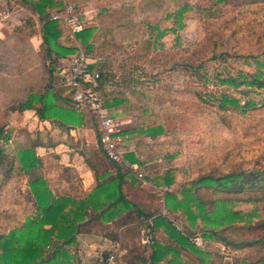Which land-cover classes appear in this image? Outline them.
I'll return each mask as SVG.
<instances>
[{
	"label": "trees",
	"instance_id": "obj_1",
	"mask_svg": "<svg viewBox=\"0 0 264 264\" xmlns=\"http://www.w3.org/2000/svg\"><path fill=\"white\" fill-rule=\"evenodd\" d=\"M72 1L78 10L86 2ZM230 1L236 0H216V3ZM20 2L22 6L36 13L42 23L40 52L43 55L40 62L48 77L41 89L35 90L31 86L26 97L12 105L10 110H33L40 119L51 120L62 128L80 124L83 120L82 111L74 109L70 103V108L66 107L65 92L56 88L53 73L52 63L55 58L70 57L80 50L75 44L62 43V37L68 38L69 31L63 20L52 19L53 13L63 10L64 2ZM106 3L114 5V0H106ZM154 4L161 5L160 0L145 1V5ZM186 10L187 4L177 9L176 16H182ZM132 12L133 8L127 5L109 9L104 7L96 16L98 26L82 29L76 33L75 38L82 46H86L87 51L90 48L104 47L109 39L113 46L114 30L129 29L128 22ZM35 24V19L28 17L14 29L24 32L29 38L35 34ZM104 36L109 38L104 39ZM100 38L103 41L97 45ZM228 40L225 42L222 38L212 39L211 54L207 59L198 58L192 61L189 57L180 64L193 70L200 80L208 83L209 65L211 62H220L229 67V70H225V76L219 71L215 73L214 77L220 84L264 89V48L258 53H241L237 49L224 48ZM32 51L36 53V50ZM105 60L92 66L100 72L95 88L101 92L107 107L116 115L119 107L129 100L125 91L116 95L114 89H106L109 82H113L112 85L115 83L113 74L107 68L108 61ZM138 82L140 83L130 78L117 85L133 86V91H136L135 84ZM200 99L204 103L216 104L222 110L233 108L247 112L257 107V103L247 101L242 104L237 97L228 94L220 97L211 94V98L200 95ZM138 122L142 127L137 131L148 137L155 138L164 131L162 125L152 126L147 121ZM4 131L5 127H0V139L4 137ZM9 136L10 134L5 136L6 141ZM96 137L99 142L97 129ZM44 138L39 132L31 142L14 152L8 150L4 144L0 145V200L6 196L9 201V207L0 209V227L3 226L0 232V264H87L77 257L80 244L78 235L100 236L110 240L115 246H123L124 230L134 221L147 225L151 241L150 251L147 254L145 248L138 252L136 248L125 245L123 247L126 251L120 257L116 256L121 264H161L165 260L167 264H264L263 162L259 161L247 169L237 166L225 172L211 170L183 183L175 191L169 189L176 182L174 170L168 169L162 175L152 172L145 178L142 169L148 165V159L141 160L136 153L130 151L124 154L129 161L128 165L125 162L112 161L102 152L100 154L85 146L80 153L95 174V185L91 191L86 192L79 174L72 167H61L57 180L46 177L43 170L44 159L36 152L37 146L45 144ZM132 165L137 166L131 169ZM136 171L141 174V180L145 179L165 190V208L170 214L176 218L181 213L188 216L190 226L185 231L177 229L173 221L162 213L156 216L146 213L128 198L123 191V185L136 182ZM25 177L27 187L23 191L21 184ZM11 182H14L12 188L9 187ZM204 188L231 195L222 198L213 194L211 198L205 199L199 193ZM12 191L15 192L14 195ZM237 202L254 203L256 207L245 214L230 206ZM259 210H262V215L258 213ZM150 218L152 223H149ZM201 221L204 223L203 227L198 226ZM162 227L170 242L161 243L156 239V231ZM197 234L205 239L221 242L228 249L237 252L247 249V252L241 257L226 253V249L221 251L199 246L192 240ZM189 253L192 254L191 259L186 256ZM110 257L109 253L100 260L96 259L95 264H108Z\"/></svg>",
	"mask_w": 264,
	"mask_h": 264
},
{
	"label": "rangeland",
	"instance_id": "obj_2",
	"mask_svg": "<svg viewBox=\"0 0 264 264\" xmlns=\"http://www.w3.org/2000/svg\"><path fill=\"white\" fill-rule=\"evenodd\" d=\"M62 1L74 4L72 0ZM145 1L114 0V5H108L106 0H94L90 9L91 17H96L104 7L109 9L127 5L133 8L129 29L114 30L113 46L109 39L104 47L88 50L96 62L108 61L107 68L113 74L115 84L109 82L106 89H114L116 95L125 91L129 100L119 107L116 114L119 130L124 137V152L132 151L141 160L148 159V165L142 169L145 178L152 172L162 175L168 169L174 170L176 182L169 189L175 191L183 183L211 170L225 172L237 166L247 169L259 161L264 163V89L220 84L214 77L215 73L219 71L225 76V70H229L227 65L220 62L209 65L208 83L180 64L189 57L192 61L207 59L211 54L212 39L222 38L225 42L229 39V45L226 44L224 48L237 49L241 53L262 51L264 0H236L219 4L216 0H160L161 5L152 6L145 5ZM185 4V13L176 16L177 9ZM18 5L22 6L20 0H0V127H5L0 145L4 144L12 152L17 144L30 142L45 124L29 113L19 114L10 110L11 106L24 99L31 86L35 90L41 89L48 77L40 62L43 55L40 52L42 23L35 20V34L29 38L24 32L14 29L17 23L20 25L28 17L34 18L36 15L29 9L15 12ZM170 13L173 15L170 16ZM18 16H23L20 22ZM102 41L103 38H100L96 44L100 45ZM63 42L77 45L70 35L64 37ZM81 47L87 50L86 46ZM33 49L36 53H33ZM130 78L140 81L135 84L136 91H133V86L117 85ZM211 94L218 97L228 94L237 97L242 104L247 101L257 103V107L247 112L233 108L222 110L218 105L204 103L200 99V95L211 98ZM138 120L147 121L152 126L162 125L164 131L155 138L148 137L137 131L142 127ZM87 125L81 131V139L89 137L92 125L89 122ZM9 134L6 141L5 136ZM135 176L136 182L130 188L129 197L146 213L154 216L162 213L173 221L177 229L185 231L190 226V220L185 213L177 218L170 214L165 208V190L145 179L141 180L137 171ZM26 180V177L22 178L23 188L27 187ZM13 186L14 182H11L9 187ZM199 193L205 199L213 194L222 198L231 195L205 188ZM230 206L245 214L256 207L254 203L246 202ZM6 207H9V201L3 196L0 209ZM258 213L263 214L262 210ZM149 223H152V218ZM203 225L202 221L198 224L199 227ZM148 231L146 224L134 221L124 230L123 246L129 245L138 252L146 248L148 254L151 244ZM226 233L230 234V231ZM81 235H78L80 244L77 257L83 262L95 264L96 259L100 260L110 253L108 264H121L116 256L120 257L126 251L122 244L115 246L100 236ZM156 239L161 243L170 242L163 227L156 231ZM192 240L199 246L221 251L226 249V253L241 257L247 252V249L238 252L228 249L221 242L205 239L200 234ZM186 256L191 259L192 254ZM161 264H167L166 260Z\"/></svg>",
	"mask_w": 264,
	"mask_h": 264
},
{
	"label": "built area",
	"instance_id": "obj_3",
	"mask_svg": "<svg viewBox=\"0 0 264 264\" xmlns=\"http://www.w3.org/2000/svg\"><path fill=\"white\" fill-rule=\"evenodd\" d=\"M52 19L63 20L72 38L85 27L80 11L72 3H65L63 10L52 14ZM79 47L78 53L53 61L55 86L65 92L74 109L93 117L105 156L130 165L124 157V137L119 130L118 119L107 107L104 96L95 88L100 77L99 70L92 67L96 61L87 50Z\"/></svg>",
	"mask_w": 264,
	"mask_h": 264
},
{
	"label": "crops",
	"instance_id": "obj_4",
	"mask_svg": "<svg viewBox=\"0 0 264 264\" xmlns=\"http://www.w3.org/2000/svg\"><path fill=\"white\" fill-rule=\"evenodd\" d=\"M92 3H93V0H86V2H84L80 6L81 18L84 21V26H85L84 28L98 26L96 17L94 15L91 17L90 15V9H91ZM15 9H16L15 12L17 11L24 12L25 10L28 11L26 7L21 6V5L16 6ZM18 17H19L18 21L20 22V19H22L23 16H18ZM34 18L37 22L39 21L37 15H34ZM85 22H87V24H85ZM40 37H41V34H40ZM63 38L64 37H62V39ZM74 39L76 40V38ZM72 42L74 41L72 40ZM76 43L77 45L82 46L77 40H76ZM65 99L67 101V103H65L66 107L70 108L69 99L66 96H65ZM15 112L19 114L29 113L30 115L35 117L41 124H45L43 128L39 129L40 133L45 137L44 138L45 144L37 146L36 152L38 155H40L44 159L45 163H44L43 170H44L46 177L57 180L60 174L61 167L63 166L72 167L79 174L84 191L86 192L91 191L95 185V174H94V171L91 169V167L88 165V163H86L80 151L81 149H85V146L89 148L90 150L98 151L100 154L103 151L96 137L97 126H96V123L93 117L89 113L82 111L81 114H82L83 120L80 124H77L74 126L68 125V127L62 128L51 120L40 119L33 110H23V111L16 110ZM88 122L91 123L92 125L91 128H89L90 129V133L88 132L89 137L88 139H81L80 137L81 131H83V129L86 127ZM74 131L76 132V134L74 133ZM74 135L76 136L75 139L72 138ZM31 136L33 135L31 134ZM33 137L30 139V142L32 141ZM28 143L29 142L27 141V143L25 142L21 145L17 144L16 149ZM48 160L51 163L48 162ZM136 166L137 165H134V166L132 165V168ZM49 170L54 171L53 174L50 173L51 171ZM133 186L134 184L132 183H126L123 185L124 193L131 200L132 198H130L128 194L131 193L129 191H130V188ZM21 189L23 191L26 190V188H23L22 186H21ZM93 237L98 238L99 236H93ZM103 239H106V238H103ZM79 240H80V237H79Z\"/></svg>",
	"mask_w": 264,
	"mask_h": 264
}]
</instances>
